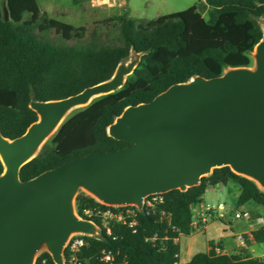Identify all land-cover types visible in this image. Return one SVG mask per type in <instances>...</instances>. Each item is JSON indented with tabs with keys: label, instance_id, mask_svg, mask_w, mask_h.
Instances as JSON below:
<instances>
[{
	"label": "trees",
	"instance_id": "16d2710c",
	"mask_svg": "<svg viewBox=\"0 0 264 264\" xmlns=\"http://www.w3.org/2000/svg\"><path fill=\"white\" fill-rule=\"evenodd\" d=\"M4 3L9 22L5 20ZM262 17L264 0H205L153 21L136 20L124 11L109 20L119 24L120 44L108 45L96 37L86 40L85 27L50 17L36 0H0V129L7 138L21 136L37 120L38 114L29 107L32 100L77 95L108 80L118 64L128 60L133 47L145 52L124 88L95 99L63 122L52 141L21 168L22 180L26 182L91 152L128 146L107 133V127L127 106L148 103L168 87L193 76L213 78L228 67L250 66V56L262 38ZM50 32L59 39L50 37ZM2 172L0 161V175ZM231 181L238 184L240 207L251 201L264 207V193L254 182L229 167L217 169L197 187L159 195L162 203L151 212L139 214L136 231L114 223L111 234L104 231L101 240L91 237L80 258L99 264L101 252L106 250L117 262L178 264L181 237L195 232L193 207L202 202L209 188ZM93 206L105 207L83 192L77 195L80 214ZM251 234L254 242L264 245V225ZM214 245L211 243L208 252L197 253L188 264H263L251 256L217 253ZM218 246L221 248L222 242ZM42 257L54 264L48 253H42L36 264Z\"/></svg>",
	"mask_w": 264,
	"mask_h": 264
},
{
	"label": "water",
	"instance_id": "95a60500",
	"mask_svg": "<svg viewBox=\"0 0 264 264\" xmlns=\"http://www.w3.org/2000/svg\"><path fill=\"white\" fill-rule=\"evenodd\" d=\"M3 9L11 21L5 3ZM259 25L252 65L228 67L213 78L193 76L148 103L127 106L107 127L108 136L129 143L122 149L91 152L26 182L21 178V168L73 111L125 87L145 54L134 47L108 80L63 99L32 100L38 118L21 136L10 139L0 129V264H35L42 253L64 264L73 236L101 240L99 225L78 216L80 192L143 213L148 197L185 192L229 167L264 193V17Z\"/></svg>",
	"mask_w": 264,
	"mask_h": 264
},
{
	"label": "rangeland",
	"instance_id": "374dc122",
	"mask_svg": "<svg viewBox=\"0 0 264 264\" xmlns=\"http://www.w3.org/2000/svg\"><path fill=\"white\" fill-rule=\"evenodd\" d=\"M39 7L43 11H47L50 17L56 20L70 23L73 26L85 27L86 40L93 37L101 40L108 45L120 44L119 24L117 22H109L115 15L123 14L124 11L129 13L131 18L139 21H153L160 16L171 13H178L199 4L205 0H36ZM207 17V14H204ZM49 36L54 40H58V36L54 32H50ZM75 42H72L74 44ZM253 64V59H252ZM251 64V65H252ZM80 109L73 111L70 115H75ZM68 117V118H69ZM67 118V119H68ZM50 140L46 143L52 141ZM81 193V192H80ZM239 194L238 184L229 182L226 186L211 187L207 190L202 202L193 207L194 214L201 210V205L213 206L217 208L219 205L225 207L226 221L221 222L219 212L208 216L206 231L196 230L190 237L182 236L180 239V263L185 264L192 255L206 252L209 240L221 243L224 240H234L242 229L251 225L252 220L257 217L264 219V207L251 201L240 207L237 202ZM248 211L251 215L250 219L236 220V210ZM227 223H230L228 225ZM227 224V225H225ZM232 226V227H231ZM256 254L261 255L264 251V245L257 243L254 247Z\"/></svg>",
	"mask_w": 264,
	"mask_h": 264
},
{
	"label": "built area",
	"instance_id": "2783aa9c",
	"mask_svg": "<svg viewBox=\"0 0 264 264\" xmlns=\"http://www.w3.org/2000/svg\"><path fill=\"white\" fill-rule=\"evenodd\" d=\"M162 201L163 200L161 196L159 195H152L148 197L145 201L144 212L153 211L158 204L162 203ZM102 206H105V205H102ZM216 212L220 213L219 218L221 222L224 223L226 221V215L224 214L225 207L223 205H219L217 208L210 206V205H207V206L201 205V210L194 214V220L192 222V227L195 229V231L203 230L205 226L204 224L206 223L208 219L207 217L208 216L213 217V213H216ZM77 213L81 219L93 220V222L99 225V227L103 230V232L106 231L108 234H111V226L114 223H117L133 231H136L139 225L138 218H139V214L141 213V211L135 206H124V207H118V206L116 207H111V206L94 207L93 206V207L84 209L82 211V214H80L77 209ZM161 215L168 218L165 212H161ZM235 218L236 220L250 219L251 215L248 211H243L240 209V210L235 211ZM227 224L229 225V223ZM257 224L260 226L264 225V219L258 218ZM91 237L92 236L90 235H84V234L73 236L67 243V246L65 249L64 264H91V262L88 259L83 260L80 258V254L83 252V250L90 245V242L88 239H90ZM235 238H236V242H238L242 248H245L249 246V243L252 244L254 242L253 236L251 233L250 234L241 233V234L236 235ZM66 251H67V254H66ZM216 251H218L219 253H223L222 249L219 248V246L216 247ZM101 253L102 255L99 258V264H128L126 259L121 262H117L114 255L111 252L102 250ZM252 253L253 254L251 255V257L260 259L262 263L264 264V251L261 255L256 254L255 251ZM233 254H235V256H240V257L246 256L243 253V250H240L239 252H235ZM48 261L49 260L47 258L42 257V259L39 261L38 264H49ZM92 264H95V263H92Z\"/></svg>",
	"mask_w": 264,
	"mask_h": 264
},
{
	"label": "crops",
	"instance_id": "0c3cea01",
	"mask_svg": "<svg viewBox=\"0 0 264 264\" xmlns=\"http://www.w3.org/2000/svg\"><path fill=\"white\" fill-rule=\"evenodd\" d=\"M43 11V10H42ZM47 12V11H46ZM229 184V183H228ZM227 184V185H228ZM239 194H240V190H239ZM239 194H238V196H237V198H239ZM258 218H262V217H257L256 218V220H252V222L253 223H251V225H249V227L247 226L246 228H244V229H242V231L239 233V234H241V233H248V234H250L253 230H255V229H257V228H259L260 227V225H258L257 224V219ZM229 225H230V223H229ZM232 227V226H231ZM206 229H207V227H206V225L204 226V229H203V231H206ZM181 243V242H180ZM179 243V244H180ZM211 243H214L215 245V247H217L220 243H217V242H215L214 240H209V245H208V247H207V250H206V252H208L210 249H211ZM257 243L256 242H253L251 245H249V246H247V247H245V248H242L241 246H240V244L238 243V242H236L235 241V239L234 240H224V241H222V246H221V249H222V251H223V254H233V253H235V252H239L240 250H243V253L246 255V256H251L253 253L252 252H256V249L254 248L255 247V245H256ZM217 253H219L218 251H217ZM196 254H194V255H192L191 256V258L189 259V260H186L185 261V264H188L190 261H191V259L195 256ZM179 263H180V260H179ZM178 263V264H179Z\"/></svg>",
	"mask_w": 264,
	"mask_h": 264
}]
</instances>
